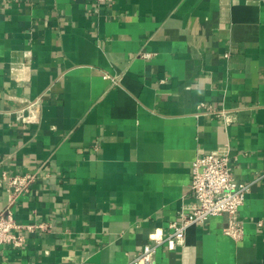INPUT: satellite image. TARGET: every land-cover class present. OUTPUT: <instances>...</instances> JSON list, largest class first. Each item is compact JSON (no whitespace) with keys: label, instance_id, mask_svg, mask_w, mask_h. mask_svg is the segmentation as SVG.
Wrapping results in <instances>:
<instances>
[{"label":"crops","instance_id":"crops-1","mask_svg":"<svg viewBox=\"0 0 264 264\" xmlns=\"http://www.w3.org/2000/svg\"><path fill=\"white\" fill-rule=\"evenodd\" d=\"M209 151L249 185L243 236L213 215L150 264H264V0H0V172L34 173L10 211L45 225L0 264H134Z\"/></svg>","mask_w":264,"mask_h":264},{"label":"built area","instance_id":"built-area-1","mask_svg":"<svg viewBox=\"0 0 264 264\" xmlns=\"http://www.w3.org/2000/svg\"><path fill=\"white\" fill-rule=\"evenodd\" d=\"M95 1L98 3L105 0ZM199 106H205V103L200 102ZM205 107L208 113L216 115H227L228 113L225 109ZM16 118L29 122L35 117L30 113L25 115L20 109L16 111ZM231 159L227 152L218 151H209L196 156L191 163L188 189V196L191 201L178 210L179 220L168 222L165 235L151 234L150 238L153 243L148 242L143 246L134 258V264H150L149 257L158 244L164 243L171 250L178 245H183L186 229L192 224L204 222L213 215H225L222 227L225 234L235 239H240L243 236V221L238 218V210L244 202L249 185L234 179ZM34 179V173L9 174L5 171L0 172V183H5L8 187L7 200L2 212H0V245L21 246L26 240L23 230L28 232L33 231L36 226L45 227L42 224L17 223L10 211V205L15 197L19 193L27 191Z\"/></svg>","mask_w":264,"mask_h":264}]
</instances>
